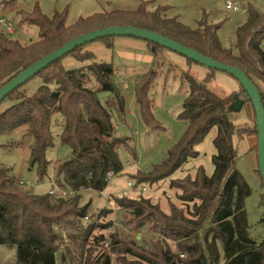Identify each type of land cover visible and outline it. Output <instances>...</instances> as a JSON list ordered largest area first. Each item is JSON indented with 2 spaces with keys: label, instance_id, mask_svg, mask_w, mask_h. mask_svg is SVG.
I'll return each mask as SVG.
<instances>
[{
  "label": "trees",
  "instance_id": "16d2710c",
  "mask_svg": "<svg viewBox=\"0 0 264 264\" xmlns=\"http://www.w3.org/2000/svg\"><path fill=\"white\" fill-rule=\"evenodd\" d=\"M17 1L4 0L1 5L10 9ZM146 5L142 3L135 11L96 13L71 25L67 24L66 12L54 13L47 18L38 6L30 14L18 11L19 24L36 27L38 39L31 44H23L0 30V88L38 60L81 35L112 26H130L160 34L216 62L239 68L258 88L264 107V12L248 6L245 22L235 33L233 52L218 40L220 26L208 24L205 17L196 23V29H189L177 18H168L164 8L152 12L146 9ZM117 38L97 41L112 44ZM144 42L154 52L166 50L160 45ZM85 46L36 74L41 84L35 93L31 94L25 88L36 77L0 102V105L5 101L9 104L0 112V138L27 127V135L33 140L29 148L28 168L35 169L39 179L45 177L49 170L46 153L53 149L54 136L69 148V160L56 168L61 179L58 182L62 184L57 187L67 193L81 190L101 193L108 186L109 178L124 172L121 153L125 152L132 158L136 156L129 146V139L115 135L112 116L121 118L125 110L115 67L111 63L96 62ZM184 60L187 65L196 64L186 58ZM161 65L165 63L161 62ZM153 69L144 73L134 86V103L140 120L144 127L153 130L156 120L151 90L161 75L162 84L167 83L170 77L179 76L180 89L185 97L177 119L186 128L183 136L168 149L165 158L153 170L152 181L168 179L196 159L199 156L196 147L215 129L212 140L215 154L211 159L213 172L208 177L200 167L193 179L185 177L170 181L169 188L179 192L178 197L182 201L192 204L191 218L172 204L169 212L163 213L150 199H117L121 209L125 210V223L132 228H141L151 221L154 230L170 234L173 241H183L176 253L168 255L158 245L153 250H144L112 234L109 238L94 237L99 255L94 257L90 247L82 263L78 264H114L111 260L117 249L133 256L136 250H141L142 259L148 264H217L220 261L222 264H264V239L257 243L250 237L251 226L245 203L251 196V190L236 169L237 152L233 146L235 134L239 138L249 133L258 137L255 122L252 131L246 128L236 130L230 108L233 96L219 98L207 86L208 80L198 81L189 72L174 77L169 71L165 72L163 66L160 73ZM240 90L246 95L241 86ZM246 100L250 102L248 98ZM56 116L63 124L60 133L54 135L52 127ZM257 150L256 145V157ZM257 173L261 179L258 166ZM78 201L71 197L50 196L48 192L33 195L19 186L8 171L0 170V246L16 250L12 264H57V246L62 238L61 232L55 230L74 229L78 221L86 218V208H80ZM96 224L90 225L83 233L82 247L87 245L95 229L105 228ZM182 256H185L184 260L178 262Z\"/></svg>",
  "mask_w": 264,
  "mask_h": 264
},
{
  "label": "rangeland",
  "instance_id": "374dc122",
  "mask_svg": "<svg viewBox=\"0 0 264 264\" xmlns=\"http://www.w3.org/2000/svg\"><path fill=\"white\" fill-rule=\"evenodd\" d=\"M3 1L0 0V19L4 18L12 27L13 34H7L23 44L34 43L38 39V30L36 27L19 24L20 16L17 13L22 11L24 14H30L35 6H38L41 14L47 18L52 17L54 13L66 12L67 24L71 25L81 18L100 12L135 11L142 3H146L148 11L153 12L158 8H164L168 18H177L189 29H196V23L205 17L208 24L220 26L218 40L224 48L231 49L233 52L236 47L235 33L237 28L245 22L248 6L255 8L258 12H264V0H230L238 8L236 12L225 9V0H18L10 9H5L1 5ZM85 49L94 56L96 62L111 63L115 67V78L122 91L125 105L121 118L112 116L115 135L129 139V146L133 148L136 156L132 158L125 152L121 153L124 172L109 178L108 186L101 193L81 190L70 196L79 200L80 208H86L85 215L88 218L78 221L74 229L62 230L67 243L63 242L61 235L62 239L57 246L56 262L57 264L82 263L90 247L93 248L91 252L93 256H98L97 246H94L93 242L94 237L109 238L112 234L144 250H153L155 245H158V248L168 255L176 253L183 241H173L170 234L164 235L154 230L151 221L149 225L141 228H132L130 224L125 223L123 214L125 210L121 209L117 199L127 201L150 199L163 213H168L169 206L172 204L187 218H191L192 204L182 201L178 197L179 192L171 190L169 184L171 180L185 177L193 179L195 171L200 167L203 168L206 176L209 177L212 174L211 159L215 154L212 140L215 129H212L196 147L199 153L196 159L189 161L182 170H178L170 178L152 181L155 167L160 165L168 149L183 136L186 125L177 119V113L183 104L185 93L180 89L179 76L178 78L170 77L164 84H162V75L158 78L150 95L154 104V119L157 121L153 123L155 127L152 130L144 127L134 103L136 82L153 68L160 73L161 66L164 67L165 72L169 71L174 77L179 73L189 72L198 81L208 80L207 86L219 98L237 95L243 100V107L237 113L232 112L231 116L236 130L246 128L252 131L254 128L255 117L251 104L246 100V95L241 92L237 81L228 74L210 73L196 64L187 65L184 58L166 50L159 49L154 52L153 48L145 42L117 38L112 41V44L99 41L86 44ZM161 62L165 65H161ZM40 84V79L36 77L26 84L25 89L31 94L35 93ZM8 106L7 101L2 103L0 112L6 110ZM54 122L52 132L55 135L60 133L63 122L57 116ZM54 138L53 149L46 153L50 165L45 177L39 179L37 171L28 168L29 148L33 140L27 135V127L19 128L11 135L0 138V170L8 171L15 177L17 184L23 183L24 189L36 196L62 186L58 182L61 179L57 176L56 168L67 162L71 153L69 148L62 144L60 138L56 136ZM256 145L257 134H244L240 138L235 134L233 137V146L237 152L236 169L251 190V196L245 203L248 224L251 226L250 237L258 243L264 239V187L257 173ZM128 184L133 186L132 190L128 188ZM140 188H145L147 193L141 192ZM93 223H97L98 226L103 225L105 228L95 229L93 236L88 238L87 245L83 244L82 247L83 233ZM142 252L136 250V255L133 256L117 249L111 261L114 264H148L142 259ZM219 253L222 256L221 246H219ZM15 255L14 248L0 246V264L14 263ZM184 258L185 256L179 257L178 262L183 261ZM222 263L220 261L217 264Z\"/></svg>",
  "mask_w": 264,
  "mask_h": 264
},
{
  "label": "water",
  "instance_id": "95a60500",
  "mask_svg": "<svg viewBox=\"0 0 264 264\" xmlns=\"http://www.w3.org/2000/svg\"><path fill=\"white\" fill-rule=\"evenodd\" d=\"M134 38L140 41H146L155 45H160L166 50L193 61L204 69H210L217 72H224L234 78L239 86H241L250 101L255 117L257 137V163L259 167L260 177L264 183V107L261 101V95L258 88L247 78L246 74L239 68H235L224 63L214 61L208 56H203L193 49H189L176 41H172L160 34L153 33L147 30H141L135 27L112 26V28L100 29L88 34L81 35L80 37L66 43L65 46L52 52L50 55L38 60L32 67L20 72L14 79L6 83L0 88V102H2L12 91L20 88L21 85L36 77L40 71L45 70L51 64L59 61L70 52L83 45L96 42L98 39L104 38ZM233 103L231 104L232 112H239L243 107V100L237 95L232 97Z\"/></svg>",
  "mask_w": 264,
  "mask_h": 264
},
{
  "label": "built area",
  "instance_id": "2783aa9c",
  "mask_svg": "<svg viewBox=\"0 0 264 264\" xmlns=\"http://www.w3.org/2000/svg\"><path fill=\"white\" fill-rule=\"evenodd\" d=\"M224 5H225V9H227L228 11H233V12L238 11V8L230 0H225ZM0 30L1 31H4L5 33L13 34V30H12L11 25L8 24L7 21L4 18L3 19H0ZM18 185L19 186H24V184L21 183V182H19ZM132 187L133 186L131 184H128V188L129 189L132 190ZM140 191L143 192V193H147V190L145 188H140ZM48 194L50 196H54V197L57 196V197L70 198V196L73 195V192L67 193V192L63 191L62 189L56 187L54 189H51L48 192ZM87 218L88 217H86L85 220ZM55 231H60L61 232V235H62V231L61 230L56 229ZM62 238H63V242L64 243H67V239L65 238L64 235H62Z\"/></svg>",
  "mask_w": 264,
  "mask_h": 264
},
{
  "label": "crops",
  "instance_id": "0c3cea01",
  "mask_svg": "<svg viewBox=\"0 0 264 264\" xmlns=\"http://www.w3.org/2000/svg\"><path fill=\"white\" fill-rule=\"evenodd\" d=\"M133 42V41H132Z\"/></svg>",
  "mask_w": 264,
  "mask_h": 264
}]
</instances>
